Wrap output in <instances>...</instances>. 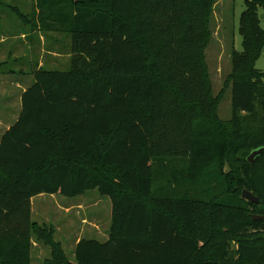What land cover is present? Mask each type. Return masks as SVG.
<instances>
[{
  "label": "trees",
  "instance_id": "16d2710c",
  "mask_svg": "<svg viewBox=\"0 0 264 264\" xmlns=\"http://www.w3.org/2000/svg\"><path fill=\"white\" fill-rule=\"evenodd\" d=\"M214 2L37 0L38 27L69 32L71 65L34 72L0 139V264H31L33 236L52 248L45 264H264V153L247 160L264 145V71L255 67L264 0H245L244 50L235 53L243 75L234 76L235 65L217 95L204 53ZM225 89L228 120L219 117ZM231 157L241 168L233 194L242 205L164 192L174 177L157 189L155 165L187 162L185 178L196 186ZM93 189L111 199L110 237L81 239L73 262L54 232L32 221L31 198ZM244 189L260 203L244 199ZM198 206L221 235L200 247Z\"/></svg>",
  "mask_w": 264,
  "mask_h": 264
},
{
  "label": "rangeland",
  "instance_id": "374dc122",
  "mask_svg": "<svg viewBox=\"0 0 264 264\" xmlns=\"http://www.w3.org/2000/svg\"><path fill=\"white\" fill-rule=\"evenodd\" d=\"M245 0H215L210 16L209 27L211 40L205 49V59L208 68V77L212 94H219L224 86L231 81L230 76L243 75L245 60L240 61L236 52H243V37L240 33V18L245 10ZM37 0H0V139L7 129L8 123H14L21 111V100L17 99L21 89L16 86L17 81L23 83V87L30 86L34 82V72L38 68L67 70L71 65V37L66 29L57 27L55 31H42L36 24L34 15L37 12ZM260 16L264 9L259 8ZM261 27L264 29V17L260 18ZM59 28V29H58ZM22 33L33 35L29 44H25ZM235 60L237 62H235ZM255 67L264 71V46L261 55L255 62ZM10 80L13 85L10 86ZM6 90V92H4ZM12 95L11 104L7 102L5 94ZM232 91L225 89L224 97L219 104V117L222 120L230 119ZM11 123V124H12ZM173 167L163 168V164L155 165V178L157 189L160 191L164 178L174 177L176 186L164 192L173 195L186 194L195 199L216 200L224 197L225 201L233 205H242V202L234 197L235 183L240 175V164L232 157L224 167L217 165L207 168L199 177L196 186L185 178L189 171L188 163L177 162ZM174 168V169H173ZM171 175V176H170ZM162 179V180H161ZM202 190L199 196L192 195ZM230 192V193H227ZM218 200V201H219ZM83 202L86 207L80 209ZM74 204L75 207L65 212V207ZM199 220L202 222L199 230V247L213 235V239H220L217 228L213 229L205 221V210L198 206ZM83 217L86 221H81ZM32 219L40 224L54 225L59 228L64 221H70L65 226L68 231L56 232V239L64 244L68 256L74 260L75 238L80 234L76 231L84 228L83 237L107 240L112 223V202L110 197L100 194L98 189L87 191L84 195L68 197L59 195V198L46 194L35 200ZM98 223H100L98 225ZM101 227L96 231L95 227ZM99 234V235H97ZM213 241V240H212ZM49 245L43 242L33 246L30 259L31 264H44L51 257Z\"/></svg>",
  "mask_w": 264,
  "mask_h": 264
},
{
  "label": "crops",
  "instance_id": "0c3cea01",
  "mask_svg": "<svg viewBox=\"0 0 264 264\" xmlns=\"http://www.w3.org/2000/svg\"><path fill=\"white\" fill-rule=\"evenodd\" d=\"M21 37L22 38H24L25 39V41H23L25 44H29L30 43V39L31 38H33V35H30L29 33H22L21 34ZM10 82V86L11 85H13V82H12V80H10L9 81ZM23 83H21V81H17V83H16V86L17 87H19L20 89H21V92L19 93V95H18V97H17V99H19V100H21V106H22V93L28 88V86H25V87H23V85H22ZM4 92H6V90L4 91ZM5 94V93H4ZM8 94H5V98L7 99V102L8 103H10L11 104V101H12V95H9V96H7ZM21 112V111H20ZM20 114V113H19ZM17 117H19V116H17V114H16V118ZM18 119V118H17ZM12 123V122H11ZM11 123H8L7 124V129L8 128H10V126L13 124H11ZM6 129V130H7ZM86 193V192H85ZM84 193V194H85ZM83 194V195H84ZM46 194L45 193H42V194H39V195H36V196H33L32 198H31V212H32V215H33V212H34V205H35V200L38 198V197H44ZM51 196H54V197H56V198H59V195H61L60 193H55V194H50ZM75 207V205L74 204H70V206H67V207H65V209H66V211L65 212H68V214L71 212V210L73 209ZM84 207H86L85 205H83V202H81L80 204H79V208L80 209H82V208H84ZM87 219V218H86ZM86 219L83 217V219L81 220V221H86ZM32 221L33 222H37V221H34L33 219H32ZM71 222V220L70 221H64L63 223V225H61L59 228H56L54 225H49V224H46L49 228H50V230H52L53 232H54V234H53V236H54V240L56 241V242H58V243H60L61 244V247L63 248V250H64V252H65V254L68 256V254H67V252H66V250H65V247H64V244L61 242V241H58L57 239H56V232H58V231H63V232H65V231H68V230H66L65 229V226H67V224L68 223H70ZM87 222V221H86ZM40 224V223H39ZM100 223H98V225H99ZM112 224V223H111ZM41 225H45V224H41ZM95 229H96V231H101V227H98L97 225H96V227H95ZM110 229H111V227H110ZM76 231H78V232H80V234H78V236L75 238V241H74V245H75V247H74V249L76 248V245L78 244V242H80V240L81 239H84V238H87V237H83V235H82V233L84 232V228L82 227V229H78V230H76ZM102 232V231H101ZM97 235H99V234H97ZM105 236L107 237V236H109L110 237V230H108V233H105ZM109 237L107 238V240L109 239ZM89 239V238H88ZM96 239V238H95ZM98 240V239H97ZM99 241H101V240H99ZM106 241V240H105ZM102 242H104V241H102ZM32 243H33V246H38V244H40V243H42L41 241H39V240H37L36 239V237L35 236H33V238H32ZM51 248V247H50ZM74 256H75V252H74ZM51 257H52V249H51ZM51 257H49V258H47V259H51ZM69 257V256H68ZM69 259L71 260V261H73V262H75L76 261V259H74V260H72L70 257H69ZM44 264H45V262H44Z\"/></svg>",
  "mask_w": 264,
  "mask_h": 264
},
{
  "label": "water",
  "instance_id": "95a60500",
  "mask_svg": "<svg viewBox=\"0 0 264 264\" xmlns=\"http://www.w3.org/2000/svg\"><path fill=\"white\" fill-rule=\"evenodd\" d=\"M262 17H264V14L260 16V18ZM263 153H264V145L254 149L247 157V160L249 162H253L257 157L261 156ZM242 197L253 203H260V198L247 189L243 190ZM261 217L262 216H256V215L254 216V218H261Z\"/></svg>",
  "mask_w": 264,
  "mask_h": 264
}]
</instances>
